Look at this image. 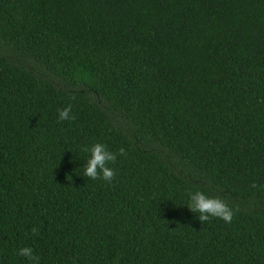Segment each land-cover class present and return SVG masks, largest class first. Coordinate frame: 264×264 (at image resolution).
I'll use <instances>...</instances> for the list:
<instances>
[{
	"label": "trees",
	"instance_id": "obj_1",
	"mask_svg": "<svg viewBox=\"0 0 264 264\" xmlns=\"http://www.w3.org/2000/svg\"><path fill=\"white\" fill-rule=\"evenodd\" d=\"M97 142L127 152L111 183L84 176ZM197 190L233 221L200 222ZM25 247L264 264V0H0V264Z\"/></svg>",
	"mask_w": 264,
	"mask_h": 264
},
{
	"label": "clouds",
	"instance_id": "obj_2",
	"mask_svg": "<svg viewBox=\"0 0 264 264\" xmlns=\"http://www.w3.org/2000/svg\"><path fill=\"white\" fill-rule=\"evenodd\" d=\"M59 120H75L76 117L72 115V106L68 105L65 108L58 109ZM85 152L90 153V157L86 161L84 166V176L92 179H102L105 182L111 183L116 176V172L113 168L109 167V164H114L119 156H127L126 150L121 147L117 152L109 150L104 143H94L90 148L84 147L82 149ZM252 187H257L254 183ZM190 202L188 208L193 213H199L198 219L200 222H207L210 217L223 220L225 223H231L234 219L236 211L226 202L225 198L221 196H211L204 191L197 190L195 192H189ZM37 229H32L33 234L37 233ZM19 255L27 257L32 260L34 264H38L39 258L34 255L33 249L30 247L21 248Z\"/></svg>",
	"mask_w": 264,
	"mask_h": 264
}]
</instances>
